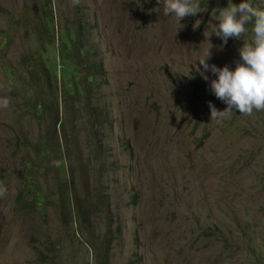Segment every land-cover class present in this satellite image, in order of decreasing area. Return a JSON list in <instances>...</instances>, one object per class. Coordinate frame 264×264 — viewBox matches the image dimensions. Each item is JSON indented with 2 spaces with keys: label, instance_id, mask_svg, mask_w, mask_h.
I'll list each match as a JSON object with an SVG mask.
<instances>
[{
  "label": "rangeland",
  "instance_id": "374dc122",
  "mask_svg": "<svg viewBox=\"0 0 264 264\" xmlns=\"http://www.w3.org/2000/svg\"><path fill=\"white\" fill-rule=\"evenodd\" d=\"M199 3L179 21L157 0H0V264H264V111L210 121L227 105L198 61L211 42L234 70L254 33L221 49L228 0ZM79 16L103 75L62 102Z\"/></svg>",
  "mask_w": 264,
  "mask_h": 264
},
{
  "label": "clouds",
  "instance_id": "9594fccd",
  "mask_svg": "<svg viewBox=\"0 0 264 264\" xmlns=\"http://www.w3.org/2000/svg\"><path fill=\"white\" fill-rule=\"evenodd\" d=\"M157 2L163 4L164 15L173 14L179 21L207 11L201 8L199 0H157ZM213 19L219 23L215 24L211 35L214 34L222 40L223 44L219 46L221 49L229 38L241 39L248 32V25H252L254 38L249 43H243L239 49L240 60L235 62V69L231 70L227 65L217 67L207 62L211 59L213 45L208 39L211 35L205 36L211 46L206 50L203 58L198 60L203 67L201 75L207 80L208 77L204 73L210 71L217 77L211 81V90L227 105L221 111L209 102L210 121L221 122L234 109L238 110L240 115L246 116H251L254 111H264V8L254 7L247 0L238 5L228 0L227 7L220 8L218 15ZM200 23L201 21L197 20L194 27H198ZM41 30L44 31L45 27L43 26ZM9 104L10 100L7 97L0 98V108L7 109ZM7 193L8 188L0 183V198Z\"/></svg>",
  "mask_w": 264,
  "mask_h": 264
},
{
  "label": "trees",
  "instance_id": "16d2710c",
  "mask_svg": "<svg viewBox=\"0 0 264 264\" xmlns=\"http://www.w3.org/2000/svg\"><path fill=\"white\" fill-rule=\"evenodd\" d=\"M81 21L82 16H79L77 19L78 26L73 32L65 27L61 28L62 30H59L57 34L59 53L57 55L56 64L61 63L63 65L61 68L57 69V71L60 77L66 78V81L61 85L62 102L65 100V94L66 98H71L72 100L68 102H75L78 100L86 102V99L89 100L87 95L89 89H91L93 85H99L100 77L103 75L101 60L94 61L92 59L85 64L87 55L94 57L95 51L92 50L94 43L90 41L87 35H82L83 29L79 26ZM42 33L40 29L38 36H41ZM56 64L54 62L53 67L56 66ZM8 70H11L13 74V69L11 67ZM197 81L198 79L195 78L194 82ZM198 84L204 86L202 82ZM38 153L42 155L43 149L41 147ZM70 194V199L73 201L76 197V193L70 192ZM32 202L34 205L41 203L39 199L33 200Z\"/></svg>",
  "mask_w": 264,
  "mask_h": 264
}]
</instances>
